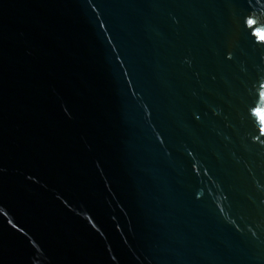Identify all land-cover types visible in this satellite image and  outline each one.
<instances>
[{"label": "water", "instance_id": "obj_1", "mask_svg": "<svg viewBox=\"0 0 264 264\" xmlns=\"http://www.w3.org/2000/svg\"><path fill=\"white\" fill-rule=\"evenodd\" d=\"M0 264H264V0H0Z\"/></svg>", "mask_w": 264, "mask_h": 264}]
</instances>
